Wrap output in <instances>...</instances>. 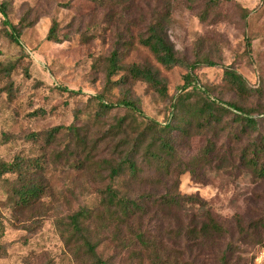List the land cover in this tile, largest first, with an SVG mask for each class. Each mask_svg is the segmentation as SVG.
Wrapping results in <instances>:
<instances>
[{
	"label": "rangeland",
	"instance_id": "rangeland-1",
	"mask_svg": "<svg viewBox=\"0 0 264 264\" xmlns=\"http://www.w3.org/2000/svg\"><path fill=\"white\" fill-rule=\"evenodd\" d=\"M218 1L200 20L197 12L205 0H195L193 9L187 0H104L101 4L93 0H0V65L4 68L0 72V157L8 162L16 155L47 160L41 177L45 194L31 207H17L12 200L15 174L0 177V264H81L65 246L54 222L78 206H96L95 189L103 188L106 181L76 169L72 153L64 148H72L76 132L100 138L116 116L132 120L126 126L129 131L135 122L143 125V118L124 106H113L96 119L95 112L104 111L95 99L98 94L112 101L127 96L146 118L164 123L169 103L181 92L188 72L179 64L162 66L138 43L153 17H163L168 38L181 59L211 60L191 72L211 96L264 110V0ZM53 20L58 36H67L60 42L46 39ZM126 20L134 42L122 53L120 63H147L157 70L166 81L165 97L141 81L106 85L105 58L117 34L127 30ZM246 36L250 50L245 47ZM226 69L243 76L249 95L236 94ZM254 117L264 133L261 115ZM179 124L182 129L172 131L175 151L169 156V171L160 160L149 163L140 158V174L118 178L122 192L152 197L132 228H140L162 252L166 251V230L199 225L203 210H208L225 226L226 235L193 240L191 249L185 248L184 239V264H222V255L225 264H264V229L241 232L236 224L241 218L246 228L250 220L264 217V176L239 158L243 146L259 138L257 131L248 128L243 133L231 109H225L208 127L195 120ZM58 125L62 128L47 141L45 131ZM66 126H73L72 133ZM206 148L211 149L208 155ZM99 149L100 156L112 154L106 143ZM183 163L188 170L182 171ZM170 192L198 195L205 207L183 200L181 207H167L161 198ZM97 252L107 264H150V254L139 247L124 249L109 240L101 242Z\"/></svg>",
	"mask_w": 264,
	"mask_h": 264
},
{
	"label": "trees",
	"instance_id": "trees-1",
	"mask_svg": "<svg viewBox=\"0 0 264 264\" xmlns=\"http://www.w3.org/2000/svg\"><path fill=\"white\" fill-rule=\"evenodd\" d=\"M93 1L101 4L104 0ZM167 1L169 2V0ZM187 1L188 7L193 9L195 0ZM218 4V0H205L202 8L197 12V17L200 20L205 19ZM4 7L3 4L2 11L5 12ZM241 16L246 18L247 10L245 8L242 9ZM127 22L126 20L125 29L127 30L125 33L117 34L113 48L105 58L106 85L110 86L115 83L119 86H125L128 82L141 81L159 96L165 97L167 95L166 81L157 70L147 63H130L127 65L120 63L122 53L128 50L134 42V35L129 30ZM56 28L57 22L53 20L46 36L47 40L60 42L67 37L64 35L60 38ZM18 32L16 31V34ZM9 36L12 41L19 43L14 33H9ZM138 43L147 47L155 60L162 66L170 68L179 64L188 68V72L184 76V84L180 87L181 92L169 103L167 118L164 123L146 118L136 101L127 96L112 101L107 100L105 95L98 94L95 99L104 108V111L95 112L96 119H99L100 115L113 106H124L142 117L143 125L141 126L140 122L134 121L136 123L135 128L129 131L126 126H129L132 120H128L126 116H116L114 122L108 125L106 132L100 138L94 139L87 136L86 133L76 132L73 135L72 148L69 149V145L64 148V151L72 153V163L76 169L85 172L87 175H96L101 180L106 181L103 188L95 189V193L99 196L96 206H78L73 212L57 217L54 222L65 246L75 260L81 264H107V259L97 252V246L104 240H109L124 249L139 247L150 254V264H184L185 248L191 249L193 247L190 245L191 241H208L205 239L212 237L216 239L226 235L225 226L208 210H203L199 225L195 222V225L191 227L188 224L185 227L180 225L175 229L166 230V251L162 249V252L158 251L159 248L155 246L154 242L149 241L144 232L139 231L140 228L139 230L132 228L133 222L147 211L146 203L152 201V197L146 195L141 198L132 197L122 192L117 184L118 178L121 174L129 176L140 174L142 172L140 158L149 163L160 160L166 164V170L169 171V156H173L175 151V144L171 139L172 131L182 129L179 124L181 120L188 124L195 120L208 127L214 120H217L225 109H231L239 129L243 133L249 128L251 131H257L259 136V138L253 137L243 146L239 158L258 175L264 176V133L260 132L258 121L254 117L256 113L261 115L262 120H264V110L252 105H244L237 100L223 101L211 96L191 76L192 70L198 64L203 63V61L206 64H211V60L208 62L201 60L202 58H196L193 61L181 59L168 38L163 17H153L147 22L143 32L138 37ZM245 47L247 50L251 49L247 36L245 37ZM3 70L4 68L0 65V72ZM120 71L122 74L117 79L112 80V77L117 76ZM224 73L236 94L240 97L250 94L241 74L232 69H226ZM38 111L44 112L41 108ZM61 128L58 125L47 129L45 131L46 140L54 139ZM66 129L70 133L74 130L73 126H66ZM149 130L152 132L148 133ZM32 134L37 136L39 133ZM101 143H106L111 149V156H100L99 147ZM210 150V148H206L205 155H208ZM163 152L165 156H162ZM186 165L183 163L182 171L188 170ZM46 167L47 160L44 156L27 158L16 155L10 162L0 157V177L9 173L16 175L11 185L10 195L17 207H31L45 194L46 183L41 181V177ZM161 199L170 208L181 207L182 200L198 204L202 208L205 207V201L198 195L181 196L176 192H170ZM236 224H238V229L241 232H246L248 229L252 231L262 230L264 229L262 228L264 227V217L250 220L247 229L242 225L241 218L236 219ZM1 233L2 225H0V236ZM184 239L188 242L185 248L181 244ZM222 260V264H225L224 255H222Z\"/></svg>",
	"mask_w": 264,
	"mask_h": 264
}]
</instances>
